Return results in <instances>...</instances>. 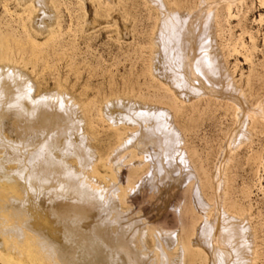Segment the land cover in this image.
Segmentation results:
<instances>
[{
	"label": "bare ground",
	"instance_id": "obj_1",
	"mask_svg": "<svg viewBox=\"0 0 264 264\" xmlns=\"http://www.w3.org/2000/svg\"><path fill=\"white\" fill-rule=\"evenodd\" d=\"M233 1L238 4L145 0L157 14L148 72L163 78L160 97L126 90L84 103L62 85L41 89L33 78L41 45L29 35L25 40L0 35V263L80 264V257L81 264H197L195 246L205 248L207 264L255 261L250 217L227 198L230 155L249 142L255 118L264 122L262 101L246 99L216 43L217 6ZM18 2L33 3L49 18L36 25L32 17L36 32H53L54 2ZM14 47L19 52L29 47L31 60L17 58ZM201 96L233 104V126L224 137L210 194L184 148L186 125L179 120L182 105ZM92 111L115 129V141L102 151L93 143ZM133 164L137 171L147 167V173L121 184L123 166ZM146 186L156 194L189 190L201 216L189 228L169 230L133 218L127 198Z\"/></svg>",
	"mask_w": 264,
	"mask_h": 264
},
{
	"label": "rangeland",
	"instance_id": "obj_2",
	"mask_svg": "<svg viewBox=\"0 0 264 264\" xmlns=\"http://www.w3.org/2000/svg\"><path fill=\"white\" fill-rule=\"evenodd\" d=\"M80 1L51 0L54 2V9L56 8V16L53 28L51 27L53 32L48 34L46 31L36 32L29 23L32 22V17L36 25L42 19L49 22V18L43 17L33 3L30 7L18 0H0V35H15V38L24 40L30 36L29 39H33L38 47L41 45L39 49L44 51L40 55L42 58L35 62L33 71V78H36L41 89L62 85L84 103L99 100L110 93L131 90L144 95L149 92L157 97L165 94L160 80L158 81L163 80L162 76L156 79L148 72L151 56L149 38L157 16L151 6L145 0ZM175 1L180 6H195L198 3V0ZM237 1L238 4L236 1H233L234 4H218L216 43L223 52L226 70L232 73L231 78L234 77L232 79L240 86L250 103L262 101L264 114V0ZM32 9L35 11L32 12ZM29 12L32 13L28 14ZM45 13L49 15L50 10L45 9ZM28 15L31 20L27 19ZM28 49L29 47L21 49L25 51H21L22 54L19 48L14 47L13 52H16L17 58H26L25 61L28 62L31 60ZM27 67L31 71L32 64ZM149 86L151 87L148 89ZM228 102L201 96L197 101L182 105L185 109L181 111L179 118L186 125L184 148L195 164L207 194L211 192L210 184L224 137L234 122L233 104ZM92 114L95 118L93 143L102 151L115 141V129L104 119H98L94 111ZM255 119L251 140L233 151L227 163V198L238 203L250 217L257 252L252 264H264V122ZM130 167L123 166L120 172L121 184L135 179L143 171L147 173V167L138 171V165ZM147 188L148 186L139 194L127 198L133 218L138 216L150 226L169 230L181 226L189 228L192 220L201 216L189 190H184L183 193L181 187L172 193L164 189L157 192L160 197ZM180 215L184 217L181 223ZM78 248L77 258L80 253ZM194 249L198 253L197 264H207L205 248L195 246ZM103 255L107 257L106 252ZM80 259L79 257L78 262L84 263V259Z\"/></svg>",
	"mask_w": 264,
	"mask_h": 264
}]
</instances>
